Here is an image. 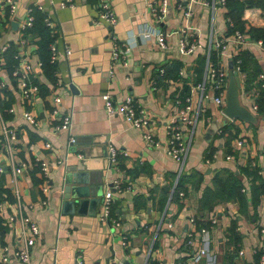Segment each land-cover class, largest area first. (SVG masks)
<instances>
[{
    "label": "crops",
    "instance_id": "0c3cea01",
    "mask_svg": "<svg viewBox=\"0 0 264 264\" xmlns=\"http://www.w3.org/2000/svg\"><path fill=\"white\" fill-rule=\"evenodd\" d=\"M63 1H71V5H61ZM99 1L17 0L14 13L9 15L0 0V43H5L6 48L13 43L17 52L26 54L37 82L46 86L44 94L38 92L30 101H23L16 79L9 77L0 66V81L4 83L0 88V188L10 193L1 192L0 201L12 202L13 167L21 165L14 185L25 206L24 213L39 230L28 264H74L76 257L82 264H108L112 260L125 264H156L158 261L176 264L181 259L187 263L195 248L186 245V232L192 229L189 220L197 214L204 189L212 188V178L221 169L239 176L246 204L242 212L235 201L214 205L207 216L214 219L208 228L210 249L216 255V263L222 264L219 258L232 248L226 239V229L235 219L241 254L236 253L233 264H255L253 255L257 252L264 255V195H260L253 206L250 191L255 181L241 169L249 161L264 182V113L252 108L259 88L244 90V73L238 70L239 101L256 115V120L225 118L224 121V115L212 99L214 92L208 81L204 87L206 98L200 96L194 85L207 79L204 53L211 41H224L218 65L225 73L230 54L245 48L252 53L259 72L264 75V46L249 39L237 44L232 33L226 34L224 8L212 4L214 0L192 2L187 19L182 7L188 0H167L162 20L153 18L146 0H107L117 17L111 27L93 21ZM31 4L39 5V10L55 27L54 44L60 55L55 62L57 85L54 87L37 65L36 36H24L19 28L25 8ZM242 18L246 25H264V17L256 7L245 8ZM184 23L195 29L198 43L189 54L177 52L180 33L172 32ZM147 25L157 26L166 33L165 48L157 46L153 37L141 35V28ZM111 36L128 47L125 54L113 61ZM64 46L69 50L66 56L62 54ZM2 51L0 63L3 62ZM202 55L204 62L196 73L197 60ZM159 68H162L161 73ZM183 86L193 107L199 111L189 131L185 157L177 163L165 153L164 124L175 114L178 108L175 97L179 98ZM102 91H107L114 99L130 95L135 103L143 106L151 118L149 131L157 144L145 142L140 130L128 125L120 115L107 113L100 96ZM52 93L60 98L57 113L52 112ZM5 100L7 107L2 105ZM9 107L13 110H8ZM24 109L33 113L36 124L31 125L22 117ZM65 111L70 114V123L64 130L57 128V124L60 113ZM227 123L231 124L230 131H238L237 137L230 139L229 144L235 151L230 159H225L223 149L227 136H217L220 127ZM3 125L15 131L10 145L5 142ZM69 136H73L75 145L69 144ZM236 139H240V147L236 146ZM108 145L118 153L116 166L120 170L107 160ZM209 149H215L216 156L206 162L204 156ZM79 159L86 160V185L99 184V201L84 203L78 212L75 207L71 213L69 209L62 212L50 182L57 179L64 164ZM40 163L47 166L46 175L41 173ZM193 174L196 177L186 181L185 192L180 191L181 195L178 192L177 197H173L180 177ZM114 180L119 181L118 191L113 190ZM107 190L112 194L110 214L117 225L98 219L101 198ZM3 211L4 215L8 209L4 207ZM15 243L13 231L7 228L0 241V254L4 247L11 254ZM7 264L23 263L10 257Z\"/></svg>",
    "mask_w": 264,
    "mask_h": 264
},
{
    "label": "built area",
    "instance_id": "2783aa9c",
    "mask_svg": "<svg viewBox=\"0 0 264 264\" xmlns=\"http://www.w3.org/2000/svg\"><path fill=\"white\" fill-rule=\"evenodd\" d=\"M17 0H1L2 3L6 5L7 13L12 15L15 10V4ZM188 4L183 9V16L187 19L191 13L190 5L192 2H196L197 0H188ZM219 4L223 6L224 0H214L212 4ZM61 5H71V1H63L60 3ZM147 7L149 12L156 20H162L166 15L167 10V0H146ZM180 7L179 4L176 5ZM33 8L39 9V5H29L25 8L24 15L22 20H20L19 28L24 31L25 28L31 25L32 22V11ZM94 23H104L109 27L113 26L117 17L107 0H100L96 9V14L93 18ZM45 25L50 27L51 32L55 31V27L51 24L47 17H44ZM192 29V31H187ZM178 31L180 33L177 43L176 50L180 54H189L194 51V49L198 46L197 40L194 36L195 29L191 28L190 25L184 23L183 27L178 30H174L172 32ZM141 35L143 37H153L155 44L161 48L166 47L165 43V35L166 33L157 26L147 25L141 28ZM170 33V32H169ZM233 39L237 44H242L246 41L245 35L238 31L237 29L232 32ZM112 38V45L110 49V57L111 60H115L118 56L125 54L128 50V47L123 43H119ZM22 40V39H21ZM258 44L264 46L259 40ZM225 44L223 39H216L209 43V47L206 49L204 55L206 58V72L207 79L202 82L196 83L194 86L196 89L200 91V96L203 98L208 97L207 93L204 90L205 83L208 81V85L213 90L214 94L212 96L213 101L219 106L221 111V107L223 105V98L225 92V84H226V73L224 69L220 67H214L211 63L208 62L209 51L211 48L217 49L221 56L223 48ZM6 48V44L0 43V51ZM69 52L66 46L63 47L62 54L66 56ZM230 54V57L233 56ZM60 53L56 49L54 41H52L49 45V60L51 62H56L59 58ZM14 57L17 58V65L11 71V75L16 79V85L18 88V93L23 101H30L34 96L38 94V85L33 81V78L36 77V72L31 68V64L26 54H22L17 52L14 54ZM37 65H40V61H37ZM233 68L238 71L239 65L238 60L233 63ZM109 74L111 70H108ZM162 72V68H159V73ZM257 77L260 79V86L264 87V75L261 72H258ZM3 81H0V88L3 87ZM57 85V81L53 84V87ZM104 109L109 114H118L123 120L128 123L133 128L140 130L141 137L145 142L151 145H156L155 139L151 136L149 131V125L151 124V118L148 115L147 110L135 103L130 95H126L120 99H114L110 93L107 91H102L100 93ZM175 101L178 104V108L176 109L175 114L164 124L165 131V153L169 158L174 160L177 163H181L185 157L189 146L190 139V130L193 127L197 113L199 108H194L189 95H185L183 100L178 97H175ZM52 102L53 108L52 112L57 113L56 106L60 103V98L56 93H52ZM252 108H255V104L252 105ZM8 110H13V108L9 107ZM22 117L29 122L31 125L36 124V119L29 110L24 109L21 111ZM70 123V114L68 111L61 112L59 121L57 124V128L59 129H67ZM2 133L5 137L6 144H9L12 139L15 137V131L13 128L2 126ZM74 141L73 136L68 137V142L72 143ZM237 147L241 146L240 139H236L235 142ZM10 145V144H9ZM47 147L48 144H45ZM117 151L113 146H107V160L111 166H114L116 170H120L117 164ZM216 153H212V158H215ZM225 159H230L229 155L225 156ZM59 162V159L57 160ZM206 162H208L206 160ZM22 166L13 167V175L10 180V183L13 184L11 189L12 194V202H3L0 201V217H2V224L7 228L11 229L14 233L15 237V247L12 250V253L9 254L6 252V248H2V252L0 254V264H7L10 257H13L15 260L28 264L30 258V249L33 246L38 234L39 230L36 223L26 214L24 213V205L21 201V196L14 185L16 175L21 173ZM39 169L43 175L47 174V166L44 163L39 164ZM2 168L0 167V172ZM120 172V171H119ZM113 190H119V181L114 180L112 182ZM182 193L179 192V195ZM111 191L107 190L103 193L100 204V211L98 219L102 222H111L113 225H117L116 221L112 220L110 214V206H111ZM6 207L8 211L3 215V208ZM190 225L192 229L186 232V245L195 246L191 254L187 259V263L185 264H215L216 263V255L210 249V243L208 238V228H200L198 232L194 229L193 220L190 219ZM214 223V219H210V224ZM237 254H241V251L238 250ZM74 264H82L80 258L76 257L74 260ZM108 264H125L120 261L112 260ZM156 264H161V262H156ZM255 264H264V255L259 254L257 261Z\"/></svg>",
    "mask_w": 264,
    "mask_h": 264
},
{
    "label": "trees",
    "instance_id": "16d2710c",
    "mask_svg": "<svg viewBox=\"0 0 264 264\" xmlns=\"http://www.w3.org/2000/svg\"><path fill=\"white\" fill-rule=\"evenodd\" d=\"M256 7L259 8L261 14L264 17V0H224L223 8H224V17L226 19V34H230L233 30L237 29L242 32L246 39L252 41H260L264 44V25L263 26H255V25H246V21L242 18V12L245 8ZM32 22L31 25L24 29V36H28L30 34L35 35L36 39L34 40L35 44V53L37 55L38 60L40 61V68L42 76L52 85L54 84L55 78V62H51L49 60V45L52 41H54L55 31L51 32L50 27L45 25L44 22V12L39 9L33 8L32 11ZM17 53V47L15 44L11 43L6 49L2 51L3 62L0 63V66L3 67L8 73L9 77L12 79L15 78L11 75V71L17 65V58L14 57V54ZM232 62L235 63L238 60L239 70L244 73V90H248L251 87H258V95L255 97V110L258 113H264V87L260 86V80L257 79V74L259 72V66L256 62V59L252 55V53L245 49L240 48L238 51L231 56ZM220 60V54L217 49L211 48L209 51L208 62L211 63L214 67H219L218 61ZM204 62L203 55L200 56L197 60V67L195 68L196 73L200 72L201 62ZM166 73V71H165ZM163 75V74H162ZM33 81L38 85V92L44 94L46 91V86L44 83L37 82L36 77L33 78ZM9 95L8 90H5ZM186 86L182 87L181 93L178 95L181 100L187 95ZM4 107L8 106L7 100L2 104ZM231 124L227 123L220 127L217 136L225 134L227 138L223 143L224 155L235 156V151L230 146V139L237 137V129H233L230 131L229 126ZM215 149H209L205 156L204 160L210 161L213 159L212 153L215 152ZM118 158V157H117ZM248 164L241 169L245 175H251V179L255 181L251 188V203L256 205L258 197L260 195H264V182L260 179V176L257 174L258 169L250 166L249 161ZM250 166V169L248 168ZM196 175H189L187 177L181 176L178 180L175 190L173 192V197H177L178 192H185V183L186 181H191ZM200 177H197V181H199ZM242 183L238 175L234 172H231L226 169H221L215 172L212 178V188L204 189L201 201L199 202V206L197 205V214L192 217L194 223V229L196 232L202 227L209 228L210 219L207 217L209 213L213 210L214 205L220 202L226 201H235L238 204L239 212H242L245 209V197L243 192H241ZM1 192H5L6 194H10L7 189L0 188ZM1 198V197H0ZM7 198L10 200V196ZM236 220L232 219L228 228L226 229V239L232 244V248L229 251H225L221 259L222 264H233L234 256L238 251V241L239 234L236 230ZM6 226H4L1 222L0 218V241L2 240V236L6 231ZM258 252L253 255V261H257ZM149 264H155V262H150ZM176 264H185L184 259L179 260Z\"/></svg>",
    "mask_w": 264,
    "mask_h": 264
},
{
    "label": "water",
    "instance_id": "95a60500",
    "mask_svg": "<svg viewBox=\"0 0 264 264\" xmlns=\"http://www.w3.org/2000/svg\"><path fill=\"white\" fill-rule=\"evenodd\" d=\"M226 84L223 98L221 113L228 119H239L248 122H254L256 115L251 110L242 105L239 101V80L237 71L233 68L231 57H228L226 64ZM75 141L69 143L75 145ZM87 164L85 159H79L69 164H64L57 179L50 182L54 187L55 195L60 201L61 211L73 208L78 209L84 203H97L101 190L99 184L97 186L86 185ZM218 264V263H215Z\"/></svg>",
    "mask_w": 264,
    "mask_h": 264
}]
</instances>
